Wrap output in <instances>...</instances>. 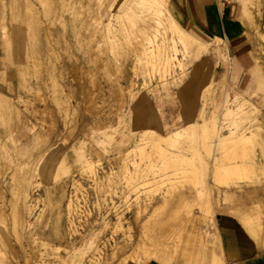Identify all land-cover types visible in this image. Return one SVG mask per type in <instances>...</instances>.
I'll list each match as a JSON object with an SVG mask.
<instances>
[{"label": "rangeland", "instance_id": "obj_1", "mask_svg": "<svg viewBox=\"0 0 264 264\" xmlns=\"http://www.w3.org/2000/svg\"><path fill=\"white\" fill-rule=\"evenodd\" d=\"M153 1L0 0V264H187L186 242L195 264L200 231L209 264L195 200L211 196L264 257V62L252 47L238 85L226 42L197 58L189 41L162 65L143 52L165 32V14L142 21ZM253 13L251 40L264 0ZM215 157L232 169L219 180ZM184 200L200 231L180 223Z\"/></svg>", "mask_w": 264, "mask_h": 264}, {"label": "crops", "instance_id": "obj_2", "mask_svg": "<svg viewBox=\"0 0 264 264\" xmlns=\"http://www.w3.org/2000/svg\"><path fill=\"white\" fill-rule=\"evenodd\" d=\"M170 3L175 17L186 26H183L185 30L196 39L208 44V51L210 46H213L212 43L214 45L216 42L218 43L216 41L218 37L228 44L230 58L231 54L237 58L236 65H231L230 68L238 80L236 84H242L245 73L249 69H253L254 65V61L248 56L253 43L247 36L248 15L242 2L235 0H171ZM173 14L171 13L172 16ZM250 23L252 24V22ZM249 29L254 33L252 25ZM212 40L213 42H209ZM218 222L224 253L226 251L229 261H234L237 264H264V257L259 253L256 242L245 234L234 218L221 215ZM228 249L231 250V254Z\"/></svg>", "mask_w": 264, "mask_h": 264}, {"label": "bare ground", "instance_id": "obj_3", "mask_svg": "<svg viewBox=\"0 0 264 264\" xmlns=\"http://www.w3.org/2000/svg\"><path fill=\"white\" fill-rule=\"evenodd\" d=\"M168 2L169 0H154L153 1V4L149 7H146V9H144V11L146 13H144V15L141 16L142 18V21H145L146 18H152V16L154 15H159L160 13L161 14H165L166 15V18L163 19V18H159L158 17V21H157V26H160V27H163L165 29V32H161V31H158L159 33H154L153 36H148L147 37V44L144 45L143 47V52L148 55L150 58H156L158 60V62L160 61V63L162 65H165V66H171V64H173V60L176 58L175 55H176V51H178L179 49H176V46H180L182 47V49L184 51H187L189 52V45H188V42H192L194 43V49H193V53L195 54V56L198 58L200 57L202 54L206 53L208 51V44H205L203 42H201L200 40L196 39L190 32H188L187 30H185V28L183 26H181L176 20L175 18L171 15L169 9H168ZM130 7V6H129ZM128 7V8H129ZM243 7H245L246 9V12H247V15L249 13H255V15L259 16L260 13H261V0H256V1H250L249 4H245ZM253 13V14H254ZM253 17V15H252ZM140 18V19H141ZM100 19V18H98ZM97 19V20H98ZM253 24H252V29H254L255 31V34L257 37H254L255 35H253V40H252V43H253V53L255 54L256 57H259L261 59V61L264 62V31L260 30L259 27H258V24L259 23H256L254 22V20L251 21ZM99 23V22H98ZM162 25V26H161ZM100 27V26H99ZM172 29V30H171ZM169 30H171L172 32L170 33H167ZM146 32V31H145ZM161 34V36L159 38L158 35ZM148 35V34H147ZM218 42L222 41L219 39V37L217 38ZM215 41V42H216ZM142 50V49H141ZM173 53H170L171 51ZM175 51V52H174ZM237 98V97H236ZM228 99V98H227ZM234 99H232V102H233ZM246 100V99H245ZM231 101V100H230ZM237 101V100H236ZM228 103H231L228 101H226ZM247 102V101H246ZM236 103V102H235ZM242 103V102H241ZM249 103V102H247ZM227 104V103H226ZM232 104V103H231ZM234 104V102H233ZM243 104H246L243 102ZM241 105V104H240ZM232 106V105H231ZM241 108V107H240ZM249 108V107H248ZM227 109V108H226ZM238 109V108H237ZM254 109H256V107H254ZM229 110V109H227ZM246 110V109H245ZM244 110V111H245ZM239 111V109H238ZM243 111V112H244ZM257 111V110H256ZM233 112V111H232ZM229 113V111L227 112ZM249 114V113H248ZM250 116V115H249ZM248 116V117H249ZM254 116V115H253ZM257 116V115H256ZM255 116L256 120L257 117ZM262 118V117H261ZM217 120V119H216ZM221 120V119H220ZM215 122V121H213ZM260 122V121H259ZM216 123V122H215ZM255 123H257V121H255ZM257 127H260L261 125H258L256 124ZM227 127V126H226ZM262 127V126H261ZM263 129V128H262ZM177 132V131H176ZM228 137V135H224L222 137V135H219L218 138H217V142H216V146H217V149H223L225 144H226V138ZM164 138V136H163ZM167 138H165L166 140ZM218 157H215V159L213 160V165H212V169L211 172H209L210 170L207 171V173H211V176L212 178L217 179L219 180L218 178H220L219 176L220 175V169L222 167V169L224 168L226 173L232 169L231 166L229 165H226V164H222L219 162V159H217ZM90 163V162H89ZM135 166V165H134ZM226 167V168H225ZM221 169V170H222ZM224 171V172H225ZM226 175V174H225ZM228 175V174H227ZM141 177V176H140ZM210 177V176H209ZM222 178V177H221ZM220 178V179H221ZM227 178V177H225ZM212 181V180H211ZM223 181V180H221ZM226 181V180H225ZM221 184V183H220ZM224 184V183H222ZM208 185V183H207ZM211 184L209 183V189H210V195L212 194L211 191H212V188L210 186ZM229 184L227 183V181L225 182L224 186H228ZM222 186V185H220ZM205 187V186H204ZM203 187V188H204ZM206 190L208 188H205ZM231 189V188H230ZM201 190V189H199ZM229 190V189H228ZM202 191V190H201ZM204 191V190H203ZM208 191V190H207ZM206 191L207 193V196H208V192ZM195 195V194H194ZM191 196V195H190ZM206 196V197H207ZM204 198V196H202ZM195 198V197H194ZM212 198V196H211ZM211 198L210 197H207L206 200H201L200 198H196V204H199L200 206V209H201V221H204V220H207L210 222L211 226H212V229H213V232L214 233V240H215V245L214 247L212 248L211 250V253H210V262L209 264H228V261L226 259V256H225V253H224V248H223V243H222V238H221V233H220V230H219V227H218V222L216 219L217 217V208H215L213 206V203L211 202ZM213 199V198H212ZM165 200V198H164ZM173 201V200H172ZM186 202H184V205L182 206L181 208V211H183L184 213H181V211L179 210V217L178 219H180V223H182L183 225H186V224H191L190 226H194L196 227L199 231H200V228L197 227V223L195 222L196 219V216L193 215V204H188L187 203V200H184ZM167 203V202H166ZM182 204V203H180ZM195 206V204H194ZM220 211V210H219ZM261 210L259 209V212ZM222 212V211H221ZM177 214V213H176ZM260 214V213H259ZM222 215V214H221ZM248 215V214H247ZM171 216V215H170ZM178 216V215H176ZM174 217V215H173ZM172 219V218H171ZM170 218L165 222L162 221V223H164L163 225H161V229L163 232H165V230H167L170 226L172 225H175L172 223L173 219L171 220ZM177 219V218H176ZM244 222H246L248 224V226L251 227V230L254 231V228L253 226H251V218L249 216L247 217H243L242 218ZM175 220V218H174ZM161 223V224H162ZM178 224V223H177ZM253 224V223H252ZM188 226V225H187ZM189 226V227H190ZM159 228V227H158ZM157 229V228H156ZM152 230V229H151ZM158 230V229H157ZM256 232V230L254 231ZM162 233V232H160ZM193 233V231H192ZM198 234V233H196ZM257 234V233H256ZM200 235H201V241L199 240L198 242V246L199 247V252H197L196 255V258L198 259L199 257L202 256V251H203V238H202V233L200 231ZM213 235V234H212ZM205 238H206V235H204ZM198 237V236H197ZM189 238V237H188ZM192 240V239H191ZM206 240V239H205ZM214 242V241H213ZM261 245H260V249H262L264 251V235L262 236L261 240ZM191 243V242H190ZM206 243V242H204ZM187 242L186 244H184V248H182L183 252L181 253V257L184 258V261L187 263V264H191L190 262V252L192 250V246L190 247L191 249L188 250V246H187ZM212 244V243H211ZM196 248V247H195ZM196 250V249H195ZM261 250V251H262ZM198 251V250H197ZM228 252L229 254H231V250L228 249ZM250 252V251H249ZM43 254V253H42ZM194 255V256H195ZM193 256V257H194ZM208 256V255H207ZM237 257V255H236ZM235 257V258H236ZM191 258H192V254H191ZM203 259H201L200 262L203 263V260H204V257L202 256ZM209 258V257H208ZM195 259L198 263L199 260ZM232 259V258H231ZM239 259V258H238ZM148 260V259H147ZM170 261V260H169ZM178 261V260H177ZM183 262V260L181 261ZM179 263V262H178ZM195 263V264H196ZM246 264V263H245Z\"/></svg>", "mask_w": 264, "mask_h": 264}]
</instances>
